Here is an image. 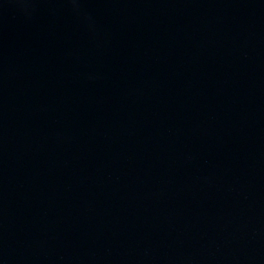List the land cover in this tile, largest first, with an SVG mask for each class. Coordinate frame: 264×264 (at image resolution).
I'll list each match as a JSON object with an SVG mask.
<instances>
[{
  "label": "water",
  "instance_id": "water-1",
  "mask_svg": "<svg viewBox=\"0 0 264 264\" xmlns=\"http://www.w3.org/2000/svg\"><path fill=\"white\" fill-rule=\"evenodd\" d=\"M0 264H264V0H0Z\"/></svg>",
  "mask_w": 264,
  "mask_h": 264
}]
</instances>
